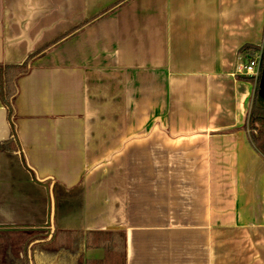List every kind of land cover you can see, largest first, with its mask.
Returning <instances> with one entry per match:
<instances>
[{"label": "crops", "instance_id": "crops-1", "mask_svg": "<svg viewBox=\"0 0 264 264\" xmlns=\"http://www.w3.org/2000/svg\"><path fill=\"white\" fill-rule=\"evenodd\" d=\"M0 0V65L82 25L0 100V232L77 233L82 264H264V156L236 72L264 0ZM1 259H6L5 255Z\"/></svg>", "mask_w": 264, "mask_h": 264}, {"label": "trees", "instance_id": "trees-1", "mask_svg": "<svg viewBox=\"0 0 264 264\" xmlns=\"http://www.w3.org/2000/svg\"><path fill=\"white\" fill-rule=\"evenodd\" d=\"M126 0H120L117 3L107 7L97 15L87 19L84 24H88L93 22L94 20L100 18L101 16L107 14L108 12L113 11L114 9L118 8L122 3ZM82 25L79 27L74 28L73 30L69 31L68 33L58 37L54 41L50 42L49 44L43 46L42 48L35 50L28 54V56L20 63H5L0 65V100L2 104L5 106L7 110V114L9 116L14 98L17 92V80L20 76L26 74L29 69L30 62L43 54L52 46L59 43L64 38L68 37L75 31H77ZM247 56H250L253 51L257 49L255 46L248 45L246 46ZM258 88V86H257ZM257 88L254 94V98L252 101V107L249 112L248 116V127L251 131L252 141L257 147V149L262 153L264 156V108L261 107L256 101V93ZM0 148L3 150H7L10 152H14L17 149L16 139L14 137L13 132L10 133L8 138L0 144ZM80 245L78 244L77 249L74 250V247H69L67 251H64L62 254V261L60 264H82L79 256L80 254ZM57 259V258H56ZM59 259V256H58ZM57 259V260H58ZM57 260H55L57 262ZM78 261V262H77Z\"/></svg>", "mask_w": 264, "mask_h": 264}, {"label": "rangeland", "instance_id": "rangeland-1", "mask_svg": "<svg viewBox=\"0 0 264 264\" xmlns=\"http://www.w3.org/2000/svg\"><path fill=\"white\" fill-rule=\"evenodd\" d=\"M78 239L77 233L49 226L19 232L1 231L0 253L6 259H1L0 264H60L64 251L72 246L77 249Z\"/></svg>", "mask_w": 264, "mask_h": 264}, {"label": "built area", "instance_id": "built-area-1", "mask_svg": "<svg viewBox=\"0 0 264 264\" xmlns=\"http://www.w3.org/2000/svg\"><path fill=\"white\" fill-rule=\"evenodd\" d=\"M246 53L236 66V72L241 75L249 76L252 78L255 85V91L259 84L262 68L264 63V36L257 49L247 56ZM254 91V94H255Z\"/></svg>", "mask_w": 264, "mask_h": 264}, {"label": "water", "instance_id": "water-1", "mask_svg": "<svg viewBox=\"0 0 264 264\" xmlns=\"http://www.w3.org/2000/svg\"><path fill=\"white\" fill-rule=\"evenodd\" d=\"M256 101L261 107L264 108V63H263L261 78L257 88Z\"/></svg>", "mask_w": 264, "mask_h": 264}]
</instances>
